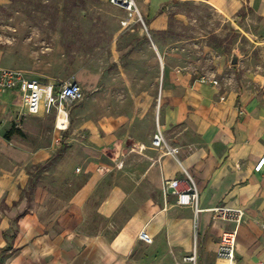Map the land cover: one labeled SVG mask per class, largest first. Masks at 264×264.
Instances as JSON below:
<instances>
[{"label":"crops","instance_id":"1","mask_svg":"<svg viewBox=\"0 0 264 264\" xmlns=\"http://www.w3.org/2000/svg\"><path fill=\"white\" fill-rule=\"evenodd\" d=\"M160 1L139 3L154 34L163 22ZM203 1L234 22L247 7L253 20L252 50L231 62L233 72L218 85L169 67L162 88L161 46L152 33L136 50L115 43L113 62L121 64L124 84L100 87L102 73L93 67L77 78L88 82L92 97L75 111L76 127L90 139L63 154L31 138L35 117L50 113L28 114L19 90L0 94V264H176L195 250L198 264H230L216 251L235 224L214 218L219 207L245 213L234 264H264V166L255 170L264 157V54L255 51L264 52V0ZM246 65L249 72L242 71ZM117 95L128 96L125 105ZM101 96H111L108 104L98 103ZM13 125L28 138L8 140ZM158 126L180 149L177 158L152 147ZM186 174L199 189L197 217L165 191L173 180L185 190ZM55 187L64 195H53ZM142 232L153 243L141 240Z\"/></svg>","mask_w":264,"mask_h":264},{"label":"rangeland","instance_id":"2","mask_svg":"<svg viewBox=\"0 0 264 264\" xmlns=\"http://www.w3.org/2000/svg\"><path fill=\"white\" fill-rule=\"evenodd\" d=\"M135 1L141 16L130 18L110 0H0V68L24 71L31 79L53 84L57 91L64 84L77 82L84 93L80 101L64 103L69 114L65 131L56 127L55 108L50 114L35 117L31 123L35 146L52 143L63 154L76 143L89 141L86 130L76 127L79 118L75 111L89 105L92 96L88 82L85 86L77 78L88 77V70L93 67L102 73L100 87H122L121 64L113 62V45L117 43L118 47L126 42L132 51L144 39H152L153 31H149L152 20L139 4L145 0ZM158 4L163 22L152 34L161 46L162 88L169 67L183 75L189 74L194 82L202 77L222 81L233 72V54L247 56L252 50L247 30L253 20L247 7L234 22L226 20L203 0H162ZM255 51L264 54L260 49ZM251 68L246 65L242 71L249 72ZM107 98L111 96L99 97L98 103L108 104ZM113 99L125 105L128 96L117 95ZM159 99L155 95L150 97L153 106L159 105ZM37 182L39 185L45 182L41 170ZM56 188L53 195L63 196L64 188Z\"/></svg>","mask_w":264,"mask_h":264},{"label":"built area","instance_id":"3","mask_svg":"<svg viewBox=\"0 0 264 264\" xmlns=\"http://www.w3.org/2000/svg\"><path fill=\"white\" fill-rule=\"evenodd\" d=\"M110 2L125 10L130 18L139 15L140 10L135 0H110ZM202 83H211L218 85V81L211 77H202ZM13 90H19L22 97V102L28 114L39 115L42 111L51 113L55 108L58 111V116L62 109H65L64 103H72L80 101L83 98L82 87L77 82L64 84L58 91L53 84L44 83L41 80L29 78L24 71L1 68L0 69V94H4ZM66 110V109H65ZM67 111V110H66ZM68 113V111H67ZM69 116V114H68ZM58 122V117H57ZM69 124L64 128L56 124L57 129L66 130ZM152 147L158 149L165 156H172L177 158L180 154L178 147L172 146L163 130L158 126L156 133L152 139ZM264 166V157L255 167L256 171H261ZM187 188L180 190L181 180L167 181L165 184V191H170L177 196L176 203L179 206L191 207L196 217L201 212L200 193L196 181L192 176L186 174ZM214 218L225 222H232L235 224L233 230L226 231L222 234L216 254L219 258L229 260L230 264L236 261V251L238 248V229L245 222V213L242 209H233L228 207H219L213 209ZM198 227V220L195 219V228ZM140 239L151 244L153 239L142 232ZM176 264H198V255L195 250L190 256L184 257Z\"/></svg>","mask_w":264,"mask_h":264},{"label":"bare ground","instance_id":"4","mask_svg":"<svg viewBox=\"0 0 264 264\" xmlns=\"http://www.w3.org/2000/svg\"><path fill=\"white\" fill-rule=\"evenodd\" d=\"M58 123V126L61 127H66L69 124V117H68V113L65 109L61 110L60 115L58 116V122H56V124Z\"/></svg>","mask_w":264,"mask_h":264},{"label":"trees","instance_id":"5","mask_svg":"<svg viewBox=\"0 0 264 264\" xmlns=\"http://www.w3.org/2000/svg\"><path fill=\"white\" fill-rule=\"evenodd\" d=\"M15 135L20 136L22 138L26 137L25 133L21 129L16 127V125H13L12 128L6 133L5 136L9 140L12 138V136H15Z\"/></svg>","mask_w":264,"mask_h":264},{"label":"water","instance_id":"6","mask_svg":"<svg viewBox=\"0 0 264 264\" xmlns=\"http://www.w3.org/2000/svg\"><path fill=\"white\" fill-rule=\"evenodd\" d=\"M231 62H232L233 65L238 64V62H239V56L236 53L233 54L232 61Z\"/></svg>","mask_w":264,"mask_h":264}]
</instances>
